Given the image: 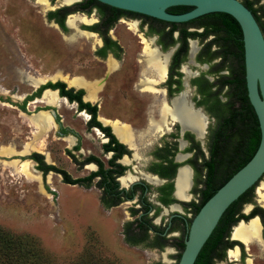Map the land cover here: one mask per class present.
<instances>
[{
  "label": "rangeland",
  "instance_id": "rangeland-1",
  "mask_svg": "<svg viewBox=\"0 0 264 264\" xmlns=\"http://www.w3.org/2000/svg\"><path fill=\"white\" fill-rule=\"evenodd\" d=\"M59 3L61 2L57 0L56 4ZM259 4L264 5V0H259ZM50 10L51 8L42 6L36 0H0V263L175 264L178 248L173 245L163 249L152 248L149 244L153 238L152 232L148 233V240L142 244H132L125 239L123 229L128 222L136 219L130 208H137V202L104 207L100 202L101 191L95 181L89 186L71 185L64 183L60 175L52 172L43 176L37 170L35 161L29 158L28 154L31 152H39L47 162L66 170L72 178L83 177L95 168L74 163L65 150L71 149L77 139L70 136L62 139L57 134L58 127L53 124L50 114L42 110L35 114V111L47 108V103L39 100H33L30 104L27 102L24 112L18 107L24 97L39 85H35L34 80L41 83L45 80L83 76L92 81L99 80L102 76L105 64L95 50L100 44L99 36L94 33V36L81 34L77 38H70L74 30L68 27L63 34L55 22L47 19L46 14ZM79 25L80 22L77 26ZM111 34L127 48L125 37L129 32L123 23L113 26ZM132 42L135 43L134 39ZM125 51L129 53L130 50ZM127 55L125 62L132 59L131 55ZM217 62L218 60H214L197 65L194 56H190L184 65L192 74L184 73L185 81L189 82V79L199 73L205 74ZM54 75L56 78L52 79L51 76ZM206 77L213 80L215 76L206 73ZM105 81L108 82L105 92H100L97 94L99 97L92 100L97 104L102 119H108L109 122L116 119L135 129L143 128L147 123L148 107L153 97L133 96L135 93L128 91L126 84L112 76ZM187 91L188 99L193 100V87L187 86ZM219 98L225 99L223 94ZM53 105L51 109H56L62 119L61 124L72 129L80 138V151L74 152L77 158L81 159L89 153L101 157L102 135L99 131L86 128L87 114L79 115L75 104L71 102L59 100ZM33 116H49L52 121L49 128L42 126L45 123L40 124L43 131L39 138H34L40 126L32 123ZM207 116L206 133L203 138H197L205 154L207 133L215 122L213 117L209 114ZM172 123L169 120L170 130L155 137L150 144L136 145V159L130 161L127 171L136 170L138 180L141 174L146 173L144 171L147 166L156 160L154 153L158 145L175 142L168 135L171 130L178 133ZM33 139L36 148L24 152L25 144ZM176 142L177 151L182 152L184 145L178 150L181 141ZM39 147L42 148L38 149ZM2 150H14V153L3 154ZM24 161H27L31 175L37 179L21 172L20 164ZM194 175L195 173L191 192L194 189ZM262 182L264 176L254 187L251 202L263 208L264 205L258 201L256 194V189ZM149 184L151 191L147 194V199L154 204L157 185ZM192 195L190 201L197 200V195L193 192ZM244 207L247 211L249 204ZM173 210L175 209L169 207L161 208V221L155 218L153 222L160 228L165 227L169 216L175 212ZM182 212L188 219L192 218V213L184 207ZM169 238L172 244L182 238V232L179 235L176 231ZM9 245L15 249L12 258ZM228 252L219 264H248V257L252 259V264H264V249L257 246L251 248L249 255L243 245L240 248L243 257L240 259L239 256L238 261H231ZM163 253L169 261H164Z\"/></svg>",
  "mask_w": 264,
  "mask_h": 264
},
{
  "label": "flooded vegetation",
  "instance_id": "flooded-vegetation-1",
  "mask_svg": "<svg viewBox=\"0 0 264 264\" xmlns=\"http://www.w3.org/2000/svg\"><path fill=\"white\" fill-rule=\"evenodd\" d=\"M56 1L57 0H49V3L51 5L52 4L53 5H52L51 10L46 15H47L48 20L55 22L60 27L63 34H65L64 32H66L68 29V26H66L65 22H66V19L70 13L77 12V14H83L86 17L93 19L92 23H90V24H92V26L86 25L87 23H80V25L78 26V29L81 31H86V30L92 31L91 33L94 32L99 36L100 44H98L99 46L95 50H96L97 56L104 62L105 65H104V68L102 71V76L100 77V79L99 80L94 79L97 81L95 85H97V83H99L97 85L98 90H97L96 95L99 94L100 92H105L104 88H105V85L108 83L107 81H105V79L106 78L108 79L109 76H112L116 80H119L121 83L126 84V89H128V91H130L133 94L135 93L133 96L147 97V98L153 97V95H154L153 92H151L150 90L147 89V85L145 84L146 82L142 81V78H141L142 77L141 63H142V60L144 59V52H143V46L144 45L142 42V37H144L145 39H148V40L152 39L151 45L153 46V48H156L157 51H159L160 53H165L166 51L172 50L171 57L168 61V64L166 65V76H165V78L159 82H154L153 84H151L152 87L155 90L161 92V95L164 96V98L168 104L172 103L171 107L173 106V101H172L173 98L174 99L182 98L184 100V102H189V103L193 102L194 106L201 108V110L207 116L208 113L205 110V106L203 104L199 105V103H198L202 99V94L200 92H201V90H203L204 92L205 91L211 92L212 90H214L215 87H212L210 90H207L206 86H204V85L201 86L202 76L205 79H207L206 73L213 74L212 69L216 68V65L217 66L220 65L219 63L222 60V55L219 52L223 49L222 39L220 38V36H221V34H223V32L221 31V32L216 33L214 31H211L212 26L210 25L209 21H207L206 19H196V20L192 21L191 23L186 24V27H184V28H183V26H181V27L173 30L171 32V37L173 39H175L176 41L174 43H169V41H170V36L168 34V32L170 30L169 26L163 27V25L160 22L154 21L151 18H147V17L141 16V15H138L139 13L134 14V13L123 12V11H104L99 6H94V7H92V9L90 11H88V8L81 9L82 5H80L79 2H81L82 0L75 1L74 3L72 2L71 5L70 4H63V3L56 4ZM114 16H116V19L113 20V23L111 24V22H112L111 20ZM61 22L64 23L65 27L60 26ZM130 22H136V30L135 31L131 30L129 28L128 23H130ZM118 23H123L125 26V29L129 32V35L125 37V41L128 42V44L126 45L127 48H125V46L123 44H121L119 41H117L115 38H113V36L111 34L113 26H116ZM183 29L187 32H196L197 34L196 35H188L186 37L184 36L185 38L183 39V38H181V36H183L182 35ZM133 39H134L135 43L132 42ZM183 40L185 42H183ZM192 41L195 42V45L197 46V50H196L195 54L193 55L194 61L197 65H199L200 63L201 64L211 63L214 60H218V62L215 63L212 68L209 67V69L207 70V72L205 74L199 73L197 76H193L191 79H189V82H188V81H185L184 73L186 75H190V74H192V72L184 65V63L191 56L190 48H191V42ZM183 45L186 46V50H187L186 58L181 63L176 64L177 58H174V59L172 58L173 53L176 50H178L179 48L182 49ZM126 49L130 50L129 53L128 52L126 53V51H125ZM126 54H128L129 56L131 55L132 59L131 60L127 59V61L125 62ZM109 58H111L113 60V64H115L114 66H109V64H108ZM185 69H188L190 71V73H186ZM225 70L228 71L227 68L221 69L216 74H225V73H223ZM216 74H213L215 76L213 80H208V79L207 80L209 82L214 81L216 76H217ZM76 77H81L83 80H86L89 82H94V80L90 81L83 76H76ZM71 78H73V77H71ZM44 82L45 83H40L36 88H34V90L31 93L27 94L24 97L23 101L18 104V107L21 110V112H24V109H25L24 107H25V104L27 102L30 104V102H32L33 100L37 101L38 99H40L42 97L44 91L46 89H49V90L55 91L60 98H63L64 100H62V101H65L68 103L71 102V103L75 104L76 110L79 111V115H81L82 113L87 114L86 128H90V129H94L96 131H99V133L102 135L101 144H100L101 157H98L95 154L89 153V154L83 156L81 159H78L74 152L80 151V147H79L80 138H79L78 134L76 132H74L72 129L68 128L67 126H63L61 124L62 119L59 118L60 115H58L56 113L55 108L51 109L53 103H47L46 104V105H48L47 108H43V109H39V110L35 111V114H36L41 110L42 111L43 110H45V111L49 110L47 112L52 116L53 124H55L58 127L57 128L58 136L61 137L62 139H65L68 136L73 137V139L74 138L77 139V141L72 144V148L71 149L67 148L65 150V152H66L67 156H69V158L74 163H77L78 165H83V166L85 165L86 167L89 165H92L95 167L94 169L90 170V172H88V174L85 176H88L92 172H95V171L100 172L97 177L93 178V181H95V182L97 180L102 181V185L99 188V190L101 191L100 197L104 196L103 201L100 199V202L104 207H107V206L116 207V206H119L120 204H122L123 202H137L138 207L134 208V209H139L137 214H135L136 218L142 217V219L148 220L151 225L160 228V226L155 224L156 222H153V221L155 218L157 221H159V222L161 221V219H162V214H161L162 212L160 211L161 208L162 209L167 208V207L171 208L172 205L177 204V203H180L181 207L183 206L182 203H184V202L177 200L173 195L174 176L177 172L178 167L183 165V164L190 165L191 168L193 169V174L195 173L194 168H193V164L195 162L194 154L197 152L195 142L198 141L197 138H203V136L206 133V130H205V133H203L202 135H199L198 133L195 132L199 137H196L195 136L196 134L194 132H192V131L190 132V128H188L189 131L185 130L183 132V134L181 135L179 122L172 123L173 127L175 129H178V133H175L171 130L168 133V135L172 136V139L175 142H164L163 146L161 144H159L158 148L155 150V153H154V156H156V160L151 162V164H149V166H147L146 171H144V172H146V174L156 177L158 179V182L152 183L145 176H143L141 174L142 176H141L140 180H138V178H136L132 182H130V184L123 185L119 178L122 177L127 172L128 166H130V164H129L130 161L131 160L133 161L136 159V158H134V151L135 150L133 148L129 147V145L126 142H123L117 136V134L115 133V131H114V129H113V127L109 121L107 122V121H105L103 119L101 120L99 118L100 115L98 113V108L96 111L97 112L96 119L94 121H92V115H91V112L89 111V109L87 107H80L79 106L80 101H81V102H85V103L88 102L91 105H95L97 107V104L94 101L86 98L87 91L83 86L70 85V84H67V82L65 80H61V79L45 80ZM57 82L65 83V87L63 88V90L66 91V93L61 94L62 90L60 87H45L40 92H38V89L41 86L47 85L48 83L56 84ZM187 86L193 87V93H192L193 100L188 99L189 92L187 91ZM78 94H79L80 100H78L76 97ZM97 97H99V96L97 95ZM53 107H54V105H53ZM157 118L158 117L155 115V119H157ZM106 120H108V119H106ZM115 120L116 119H114V121ZM95 121L99 122L100 127L96 125ZM106 128H108V129L106 130ZM206 129H207V127H206ZM186 131L193 134V136H194L193 139H190V138H187L184 136ZM110 135L114 136V138L116 139L118 144H121L124 146V148H125L124 152H122V148L119 145H117L115 143H110V139H111ZM176 141L183 142L178 147V150L181 149V147L184 145V147H185L184 149H186L184 152H183L184 149L182 150V152L177 151V146H176L177 142ZM34 152L35 151L31 152L28 155L31 156ZM37 153H39V152H37ZM185 154L187 155L185 157L186 159H183V161L179 160V159L183 158ZM180 155L182 156L181 158H179ZM204 155L206 157L207 153ZM42 156H43V154H42ZM159 156H161V158ZM125 159L127 161L129 160V162H125ZM162 159H163V162H162L161 166H158V164L161 162ZM189 160L191 163H188ZM43 161L46 164H52L50 162H47L45 160L44 156H43ZM35 163H36V168H37L38 162L35 161ZM53 165L56 166L55 164H53ZM122 166L125 167L123 171H121ZM183 167H188V166H183ZM60 169H62V168H60ZM37 170H39V169L37 168ZM39 171L42 173L41 170H39ZM172 171H174V175L171 178L170 174ZM49 172H51V171H49ZM178 172H179V170H178ZM53 173L61 176L60 173H57L54 171H53ZM131 173L136 174V170L132 169ZM161 174H167V175L163 176ZM177 175H178V173H177ZM190 175H191V169H190ZM85 176H83V177H85ZM192 179H193V176L191 175V185L193 183ZM111 180L118 184V189H123L128 194L126 197H124L126 199H124L123 201H121L120 203H117V204H114V202H115L114 198L108 199V194L106 192L107 191V184ZM169 182L173 183L172 193H171V195H163V193H161L158 188L160 186H163V185L169 183ZM149 183L157 185V187L154 191L155 192L154 193V196H155L154 204L149 202L147 199V194L151 191V186ZM67 184H69V183H67ZM136 184H139L140 187L134 188L133 186ZM71 185H76V184H71ZM175 186H176V180H175ZM130 192H132L131 196H129ZM187 192H188V195H191V197L188 198L190 201V199L193 196L192 195L193 191L191 192V186L189 188V191H187ZM175 196H176V190H175ZM160 197H163V198L164 197L165 198L172 197L176 201L166 204V203H164V201ZM188 199H185L183 201L188 202ZM180 200H182V199H180ZM193 200L197 201L195 199H193ZM245 204H249V208L247 209V211L244 210ZM256 206L257 205L252 203V202L243 203L239 212L242 214H245V215H249L252 211H254ZM146 207L147 208L149 207L148 210L145 209ZM181 207L178 209H175L173 211H175V212L176 211H182ZM258 207H260V206H258ZM260 208H262V207H260ZM132 209L133 208H130V212ZM262 209H264V206ZM258 212L259 213H257L256 215H258L260 217V220L262 223V235L264 238V223H263L264 211H258ZM173 214H174V212L169 216L166 226L163 228L162 227L160 228V229H163V231H154L153 229H149L147 231V234L149 232L153 233V238H151L152 240L149 241V244L152 248L163 249V248H166V246H168V245H166L162 248H159L157 245H155V244H157L156 243L157 239H155V236L158 233L161 236H164L170 242L172 241L171 238H169L170 235H173L174 232H176V231L179 232V235H181V232H182V237L183 238L185 237V229H184V225H183V221H182V220H185L184 214H183L184 218L177 216V215H173ZM245 221H247V220H245ZM237 223H235L234 225H232L230 227V232L227 236H225V238H224L225 241L222 244L221 248L218 250V253L223 252L224 254H226L230 249L235 248L236 245H238V244L231 243L233 241H238L236 238H233V235H232L233 230H234L233 227L235 225H237ZM168 224H169V227L167 228ZM181 225H183V228L181 227ZM166 228H167V230H166ZM123 230H124L123 235L125 236V239H126V236H127L126 235V229L124 228ZM148 236L149 235H147V239H143V240L139 241L138 243H132V244H142L143 242H146L148 240ZM127 242L130 243V241H127ZM238 242H240V241H238ZM244 246L246 249V247H247L246 244H244ZM239 248H241V247L239 246ZM239 256H240V259H242V253L240 254V250H239ZM222 260L223 259H216V257H213L212 264H219L218 262H220ZM230 260L233 261L231 258H230Z\"/></svg>",
  "mask_w": 264,
  "mask_h": 264
},
{
  "label": "trees",
  "instance_id": "trees-1",
  "mask_svg": "<svg viewBox=\"0 0 264 264\" xmlns=\"http://www.w3.org/2000/svg\"><path fill=\"white\" fill-rule=\"evenodd\" d=\"M241 2L251 10L264 35V5L259 4V0H241ZM79 4L82 5L81 9L88 8V11H90L94 6H99L104 11H123L138 14L109 6L97 0H82ZM191 8V6H172L167 10L171 13H182L190 10ZM138 15L158 21L163 25V27L169 26V43H174L176 41L171 37V32L173 30L181 26L184 28L186 27V24L191 23L196 19H206L212 26L211 31L216 33L221 31L223 32L220 36L223 43V49L219 52L222 55V60L219 63L220 65H216V68L212 69V73L216 74L221 69L226 68L228 69V73L216 74L217 76L212 82H209L202 76L201 86H206L207 90H210L212 87L215 88L211 92H204L201 90L200 93L202 94V99L198 103L199 105L203 104L205 106V110L209 116L215 119V122L209 128L207 133L206 157L204 155V151L199 146V142H195L197 152L194 154L195 162L193 164L195 171L193 193L197 195V201L192 200L190 202L182 203L184 209L186 211H190L193 217L205 201L212 196V194L221 185H223L233 173H235L252 157L259 144L260 129L258 119L248 99L245 83L242 31L238 22L231 15L223 12L208 13L186 22H167L143 14ZM115 19L116 16L112 18L111 24ZM60 26L65 27L63 22L60 23ZM196 34V32H187L183 29V36H181V38L184 39L188 35ZM183 42L185 41L183 40ZM186 53V46L183 45L182 49L179 48L173 53L172 58H177L176 64H179L185 60ZM45 87H60L62 90L61 94L66 93V91L63 90L65 87V83L63 82H57L56 84L48 83L47 85L41 86L38 89V92ZM223 89H225V92L222 93ZM79 94L76 96L78 100H80ZM221 94L225 97L224 100L219 98ZM79 106L87 107L91 112L92 121L96 119L97 107L95 105L80 101ZM95 123L100 127L98 121H95ZM107 129L108 128H106V130ZM184 136L190 139H193L194 137L193 134L188 131L185 132ZM110 138V143L119 145L122 148V152L125 151L124 146L118 144L113 135H110ZM159 157L161 158V156ZM29 158L38 162L37 168L42 171L43 176H46L49 171H54L61 174L62 181L64 183L89 186L92 183L93 178L97 177L100 173L99 171H95L85 177L72 178L65 170L57 168L53 164H46L43 161L42 154L40 153L34 152L31 156H29ZM162 162L163 159L158 166H161ZM188 163H191L190 160ZM124 168L125 167L122 166L121 171H123ZM161 175L166 176L167 174ZM173 175L174 171L171 172L170 177L172 178ZM256 184L247 189L224 211L216 227L198 253L194 264H212L213 257H216V259H223L225 254L223 252L218 253V250L224 243L225 236L229 234L230 227L237 223L240 219L248 220L250 217L259 213L258 211H264V209L256 206L254 211H252L249 215L239 212L243 203L251 202L253 200V190ZM95 185L100 188L102 181L97 180ZM199 185L201 186L198 187ZM133 187H140V185L136 184ZM158 189L161 193H163V195H171L173 183L169 182L160 186ZM106 192L108 194V199L114 198V204L120 203L126 199L124 197L128 195L123 189H118V184L112 180L107 184ZM131 195L132 192H130L129 196ZM160 198L166 204L176 201L172 197ZM100 199L103 201L104 196H101ZM148 208L146 207L145 209L148 210ZM138 211L139 209L133 208L131 210V214L135 215ZM191 219L192 218L188 219L185 217V220H182L185 234L187 233V225L190 224ZM125 229L127 235L126 240L130 241V243H138L143 239H147V231L149 229H153L154 231H163V229L151 225L148 220L142 219V217H138L135 220L128 222ZM155 239H157V244L155 245L159 248L166 245L176 246L179 250L177 256L178 262L180 254L184 248V238L182 237L178 240L176 239L177 241L172 242L171 244L170 241L158 233L155 236ZM231 243L238 244L241 248L243 246V244L238 241H233ZM8 250L11 252L12 258L14 255L12 252L15 250L14 246L9 245ZM177 262L175 264H177Z\"/></svg>",
  "mask_w": 264,
  "mask_h": 264
},
{
  "label": "water",
  "instance_id": "water-1",
  "mask_svg": "<svg viewBox=\"0 0 264 264\" xmlns=\"http://www.w3.org/2000/svg\"><path fill=\"white\" fill-rule=\"evenodd\" d=\"M97 1L115 8L143 14L167 22H186L208 13L223 12L231 15L240 25L243 41L244 76L247 96L258 119L260 140L252 157L235 173H233L231 177L205 201L198 212L192 217L190 224L187 225V233L184 237V248L180 254L177 264H194L198 253L216 227L224 211L232 202H234L247 189L258 183L264 176V35L251 10L240 0ZM172 6H191L192 8L182 13H171L167 9ZM71 14H77V12L70 13L69 15ZM86 25L92 26V24ZM166 52H170L167 60L168 64L172 50ZM191 103L192 104L190 106L192 107V109L199 108L195 107L193 102ZM179 125L180 134L182 135L183 132L187 129L183 128L180 123ZM195 136L198 137L197 135ZM181 166L178 167L177 172L174 176L173 195L177 200L186 202L178 199L175 196V180L178 170ZM188 167L191 169L193 176V169L190 165H188ZM51 172L53 173V171ZM177 204L181 207L180 203ZM173 215L184 218L182 211H176ZM254 217H257L261 224L260 239L262 243H264L260 217L258 215H254L251 218ZM251 218H249L248 220H250ZM247 221L241 219L237 224H239V222ZM168 227L169 224L167 228ZM236 247L240 250L238 245H236Z\"/></svg>",
  "mask_w": 264,
  "mask_h": 264
},
{
  "label": "bare ground",
  "instance_id": "bare-ground-1",
  "mask_svg": "<svg viewBox=\"0 0 264 264\" xmlns=\"http://www.w3.org/2000/svg\"><path fill=\"white\" fill-rule=\"evenodd\" d=\"M39 4L46 8H52L51 4L48 0H36ZM63 4H71L72 2H75L76 0H59ZM93 19H90L86 17L83 14H71L68 16L66 20L67 26L74 30V32L70 35V38H77L81 34H84L86 36H94V33L88 32V31H81L78 29L77 24L80 23H92ZM128 26L131 30H136V22H130L128 23ZM143 42V52H144V59L141 63V74H142V81L146 82L147 89L153 92V100L150 106L148 107V119L147 123L143 128L135 129L128 123H122L118 120L111 121L110 124L112 125L115 133L117 136L123 141L126 142L129 147L133 148L135 150L136 145H142V144H150L155 137H158L164 133H166L170 129L169 120L170 122H179L181 126L187 130L190 128V131L196 132L199 135H202L205 133L207 124H208V117L204 112L201 110V108H194L190 106L192 103L190 102H184L182 98H176L172 99L173 106L171 107V104H168L164 98L163 95H161L160 91L155 90L151 84L154 82H159L166 76V65L167 60L169 57L170 52L166 53H160L157 51L156 48H153L151 45L152 39L148 40L142 37ZM152 46V47H151ZM197 50V46L195 45V42H191V48L190 53L191 57L195 54ZM109 66H114L113 60L109 58L108 60ZM186 73H190L188 69H185ZM51 78H56V75L51 76ZM63 80H65L70 85H77V86H83L87 93L86 98L89 100H95L97 99V85L96 81L89 82L86 80H83L81 77H73L69 79L68 77H64ZM34 84L38 85L39 80H34ZM44 82V81H43ZM42 83V82H41ZM160 92V93H159ZM182 96V95H181ZM184 96V95H183ZM39 101L45 102V103H58L59 100H64L63 98H60L55 91L46 89ZM171 101V102H172ZM44 113H48L47 111L43 110ZM202 114H201V113ZM49 114V113H48ZM204 114V115H203ZM155 115L158 117L155 119ZM101 116V115H100ZM99 118L102 120V116ZM34 118L31 119L33 124L40 126L41 123L42 126H46L49 128V125L52 124L51 119H49V116H33ZM48 119V121H47ZM107 121V120H105ZM108 122V121H107ZM183 124V125H182ZM43 131L41 129V126L39 130L36 132V135L34 138L42 135ZM195 133V134H196ZM197 135V134H196ZM198 136V135H197ZM199 137V136H198ZM70 141L72 138L69 139ZM183 143V142H181ZM36 142L33 139L32 141L25 144L24 152H28L33 148H36ZM42 147H39L38 149H41ZM43 150V149H42ZM39 150V151H42ZM3 154H10L14 153V150H2ZM182 156L180 155L179 158ZM186 157V154L183 158L179 159L182 160ZM126 160V159H125ZM127 161V160H126ZM92 166V165H89ZM188 166V165H183ZM181 166L176 178V197L178 199H188L191 197V195H188L189 188L191 186V175H190V169L188 167ZM20 170L22 173L26 174L29 177L36 178L31 175L27 161H24L20 164ZM138 172V171H137ZM142 176V175H141ZM150 182L156 183L158 182V179L154 176L143 174ZM137 178V175L131 173L130 171H127L122 177H120V181L123 185H127L130 182H132L134 179ZM37 179V178H36ZM257 193V199L259 202H261L264 205V182L261 183L260 186L256 189ZM189 200V199H188ZM180 208L177 204H174L171 206L170 209H178ZM233 238H236L240 242L246 244V250L250 254L251 248L254 246H257L261 249H264V243H262L260 239V230H261V224L259 222V219L257 217L251 218L250 220L246 222H239L234 228H233ZM229 258H231L233 261L239 260V249L237 247L232 248L228 252ZM164 261H169L167 256L163 253ZM247 263L252 264V259L250 257L247 258ZM224 264V263H223Z\"/></svg>",
  "mask_w": 264,
  "mask_h": 264
}]
</instances>
